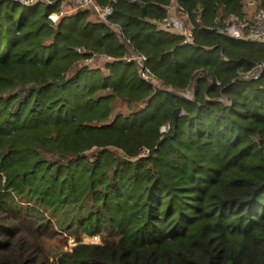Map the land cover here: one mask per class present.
I'll use <instances>...</instances> for the list:
<instances>
[{
  "label": "trees",
  "instance_id": "obj_1",
  "mask_svg": "<svg viewBox=\"0 0 264 264\" xmlns=\"http://www.w3.org/2000/svg\"><path fill=\"white\" fill-rule=\"evenodd\" d=\"M95 1L0 2V264H264V45L210 29L249 0H178L191 43L170 0Z\"/></svg>",
  "mask_w": 264,
  "mask_h": 264
},
{
  "label": "built area",
  "instance_id": "obj_2",
  "mask_svg": "<svg viewBox=\"0 0 264 264\" xmlns=\"http://www.w3.org/2000/svg\"><path fill=\"white\" fill-rule=\"evenodd\" d=\"M12 1L23 5L32 6L40 1L46 0H0V2ZM72 4L70 10L89 9L97 21L108 23L110 16L114 12V8L110 5H101L95 0H62ZM246 6L251 8L243 16L231 15L228 17L221 27H210L211 30L217 34L230 38L231 40L243 43H259L264 45V8L256 7L254 0H249ZM66 11L53 12L49 14V19L56 22ZM160 26L172 30L183 38V43H191L193 41V25L190 22L188 12L179 3L178 0H170L166 5V15L159 22ZM116 27L115 25H113ZM92 59V58H91ZM127 61H135L139 67L140 76L150 81L154 86L161 87L160 81L151 73L146 67L145 62L147 57L142 54L132 53L125 58ZM264 71V62L257 61L255 64L246 71H239L237 77L246 80H255L259 78ZM219 85L220 82L216 81ZM188 89V88H187ZM186 90V89H185ZM184 90V91H185ZM190 97L191 94H185ZM163 130H166L163 127ZM100 238L95 235L92 236L90 242H99Z\"/></svg>",
  "mask_w": 264,
  "mask_h": 264
},
{
  "label": "rangeland",
  "instance_id": "obj_3",
  "mask_svg": "<svg viewBox=\"0 0 264 264\" xmlns=\"http://www.w3.org/2000/svg\"><path fill=\"white\" fill-rule=\"evenodd\" d=\"M245 9L248 12L251 11V8H249V7H245ZM255 44H259V43H255ZM259 45H262V44H259ZM83 63L87 64V65H91V66H103L104 59L101 58V57H94L92 59L90 58V59H87V60L83 61ZM191 91H192V87L186 89L182 93H185V94H189L190 93L191 94ZM90 239H91L90 237L82 235V240L83 241L90 242ZM73 241H74L73 238L70 237V236L66 240H65L64 237H56L54 239L48 240L47 241V245H48V247H50L51 249H54V250L66 249V248L70 247L73 244Z\"/></svg>",
  "mask_w": 264,
  "mask_h": 264
},
{
  "label": "water",
  "instance_id": "obj_4",
  "mask_svg": "<svg viewBox=\"0 0 264 264\" xmlns=\"http://www.w3.org/2000/svg\"><path fill=\"white\" fill-rule=\"evenodd\" d=\"M180 111H181L180 108L174 109V111H173L174 120L177 119V117L179 116Z\"/></svg>",
  "mask_w": 264,
  "mask_h": 264
}]
</instances>
